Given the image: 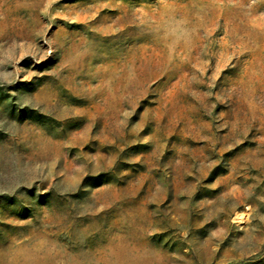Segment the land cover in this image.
<instances>
[{
  "label": "rangeland",
  "instance_id": "1",
  "mask_svg": "<svg viewBox=\"0 0 264 264\" xmlns=\"http://www.w3.org/2000/svg\"><path fill=\"white\" fill-rule=\"evenodd\" d=\"M0 264H264V0H0Z\"/></svg>",
  "mask_w": 264,
  "mask_h": 264
}]
</instances>
